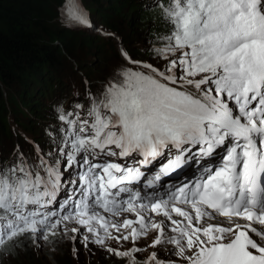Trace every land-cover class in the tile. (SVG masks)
Returning <instances> with one entry per match:
<instances>
[{
    "label": "snow or ice",
    "instance_id": "6c2138e0",
    "mask_svg": "<svg viewBox=\"0 0 264 264\" xmlns=\"http://www.w3.org/2000/svg\"><path fill=\"white\" fill-rule=\"evenodd\" d=\"M155 6L169 26L162 62L122 52L138 67L86 113L59 115V151L0 161V247L71 233L128 264H264V0ZM62 15L92 26L77 0ZM147 247L157 251L139 259Z\"/></svg>",
    "mask_w": 264,
    "mask_h": 264
},
{
    "label": "trees",
    "instance_id": "16d2710c",
    "mask_svg": "<svg viewBox=\"0 0 264 264\" xmlns=\"http://www.w3.org/2000/svg\"><path fill=\"white\" fill-rule=\"evenodd\" d=\"M87 1L94 5L88 9L90 15H97L107 27L116 32V18L129 15L128 25H125L129 31L127 32L129 41L137 37V33L130 31L137 32L138 25H142L138 39L125 46V52L130 57L153 64L162 62L157 59L155 50L163 46V37L168 34L169 26L163 18L162 8L155 5L166 3L167 0ZM43 2L44 0H0V133L9 132L12 135L11 121L26 128L23 118H19L20 120L15 118L9 123L8 117H5L6 105L9 106L16 95L10 93L7 98L8 91L15 86L24 87V94H20L21 98L29 97L20 104L23 117L25 114L33 116L34 112L38 113L41 111L39 107L41 109L50 107L60 115L62 112H69L77 104H82L80 111L86 112L94 96H98L110 80L117 78L118 69L122 71L127 67H138L126 62L118 50L120 45L115 40L108 42L98 36L100 40L103 39L102 43L94 45L93 38L90 39L89 35L87 38V33L76 29V26L61 27L54 21L52 25L55 13L50 10L51 7L43 6ZM34 24L39 30L33 27ZM85 37L87 43L91 44L93 56L104 63V70L97 69V63L93 60L84 64L77 63L76 68L71 65L70 72L64 74L62 62L69 61L67 54L76 60L72 48L77 45L78 40L83 41ZM141 44L145 47H141ZM149 44L151 47L148 49ZM115 61L117 63L111 64ZM111 73L114 74L109 76ZM39 97H42L43 101H39ZM46 121L40 113L37 123ZM59 122L63 124L62 121ZM29 130L34 131L31 128ZM0 137L4 144L8 142ZM17 152H10L4 145L0 150V161L5 160V157L13 161Z\"/></svg>",
    "mask_w": 264,
    "mask_h": 264
},
{
    "label": "rangeland",
    "instance_id": "374dc122",
    "mask_svg": "<svg viewBox=\"0 0 264 264\" xmlns=\"http://www.w3.org/2000/svg\"><path fill=\"white\" fill-rule=\"evenodd\" d=\"M44 2L42 3V5H47V8L51 7L52 9L50 10L55 13L53 15L54 20L51 21L52 25H54V22H57V26L61 27H67L70 25L76 26V29L87 33V38L88 35L90 36V39L93 38L94 45H97L98 42L102 43L103 39L104 41L108 42H114L115 40L118 45L124 47L125 52V46H127L128 43L130 44V42L137 40L139 37V33L143 28L142 25H138L137 32L130 31L137 33V37L134 38V40L129 41L127 40V32L129 31L125 28V25H128V21L130 19L129 15L128 17L123 16L125 19L119 17L116 18L117 22H119H116V32L115 30L107 27L104 22H102V20L94 13V16L90 15L88 9L90 7L93 8L94 5L92 2H88L87 0H77V2L83 7L90 21L92 22L91 27L81 26L78 24L67 22L65 20L64 15H62V9L64 4L67 3V0H44ZM101 5L103 6V3H101ZM124 11L126 12L125 9ZM108 12L113 13L110 10H108ZM33 27L39 30V27L35 24L33 25ZM98 36L103 37V39L100 40ZM87 38L85 37L83 41L78 40L77 45L72 48L75 53L76 60L69 56V54H67L69 61H63L61 67L63 70H65L64 74H68V72H70L71 65L76 68L77 63L84 64L93 60H95V62L97 63V69L103 68L102 70H104V63H101L99 58H95L93 56L94 52L91 48V44L89 45L87 43ZM140 46L145 47L144 44H141ZM150 47L151 45L149 44L148 49ZM118 50L122 55L119 46ZM123 56L124 55H122V57ZM107 60L113 61V59ZM144 62L149 63L150 61ZM114 63L117 62L115 61L111 64ZM120 71V69L117 70V72ZM113 74L114 73H111L109 76H112ZM94 79L95 77H93V80ZM24 91L25 89L21 85L15 86V88L8 91L9 94L7 95V98L9 97L10 93H15L16 95H14V99L9 103V106L6 105L5 117H8L7 119L9 120V123L15 118H17L18 120H20L19 118H23V120H25L26 122V128L24 129L22 126L17 125L13 121H11L13 126V133L12 135L9 132L0 133V136L8 141L4 144L0 137V150L3 149L5 145L6 149L10 150V152H17L19 149H21L20 151H22L26 157H31V154H33L36 155L37 159H40L37 153L43 155L45 153L59 151L57 145L59 144V141L61 139V133L58 130L63 127V124L59 122L58 116L55 115L56 111L51 110L50 107L47 109H41V107H39L41 111H39L38 113L34 112L33 116H28L27 114H25L23 117L22 110L20 109V104L21 102L29 99V97L26 96H24V98L20 97V94H24ZM38 100L43 101L42 97H39ZM45 103L48 104L47 102ZM72 111H80V108L77 109L75 107L74 109H72ZM40 113L47 120L46 122L37 123V117L40 115ZM38 126H42L43 128H38ZM29 128L34 131L32 132L31 130H29ZM5 159L6 161L9 160L6 157ZM71 235L72 234L69 233V237H71ZM153 236L154 233H150L148 237L137 241L136 245L144 246L147 243H150ZM69 237L50 236L47 240H44L42 242H34L24 237H18L15 241L9 242L5 246L0 247V264H128L127 258L118 257L113 253L106 251V249L101 245L86 243L83 239H77L76 241H73ZM106 244L112 248H119L122 251L133 246L131 241L125 242L121 245L117 244L114 240H109L106 241ZM157 248H159V246H157ZM153 251H157V249L147 247L142 256H140V254H137V256L139 259H143ZM158 254L160 253L158 252ZM167 256L168 252L165 250L163 252V257Z\"/></svg>",
    "mask_w": 264,
    "mask_h": 264
},
{
    "label": "clouds",
    "instance_id": "9594fccd",
    "mask_svg": "<svg viewBox=\"0 0 264 264\" xmlns=\"http://www.w3.org/2000/svg\"><path fill=\"white\" fill-rule=\"evenodd\" d=\"M37 154H38V153H37ZM43 155H44V154H43ZM28 158H30V160H31L32 163H33L34 159H37L36 155H33V154H31V157H28ZM12 162H13V161H10V159H9L8 161H6V159L3 160V163H4L5 165H10ZM33 164H34V163H33Z\"/></svg>",
    "mask_w": 264,
    "mask_h": 264
}]
</instances>
